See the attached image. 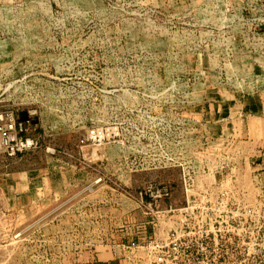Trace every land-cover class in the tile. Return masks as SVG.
Segmentation results:
<instances>
[{
    "label": "rangeland",
    "instance_id": "374dc122",
    "mask_svg": "<svg viewBox=\"0 0 264 264\" xmlns=\"http://www.w3.org/2000/svg\"><path fill=\"white\" fill-rule=\"evenodd\" d=\"M261 95L264 0H0V113L37 142L0 147V264H154L185 207L203 229L263 216L205 117ZM219 238L202 264L227 261Z\"/></svg>",
    "mask_w": 264,
    "mask_h": 264
},
{
    "label": "built area",
    "instance_id": "2783aa9c",
    "mask_svg": "<svg viewBox=\"0 0 264 264\" xmlns=\"http://www.w3.org/2000/svg\"><path fill=\"white\" fill-rule=\"evenodd\" d=\"M24 131L26 129L22 122L16 120L13 111L0 113V147L7 155H17L37 146L36 140L24 135ZM100 135L101 131L91 130L89 137L101 138ZM180 165H184L186 180V176L190 177L188 171L190 166L183 163ZM205 170L208 171L206 167L201 171L204 173ZM184 185L188 203L191 200L188 191L191 189L188 188L187 181ZM162 190V194L157 193L154 197L167 195L166 188ZM185 210L186 207L183 208L184 213L180 214V228L176 231H167L165 239L167 241L153 244V250L162 257L161 260L154 259L152 261L154 264L156 261H161L162 264H202L203 252H207L208 248L217 243L219 237L225 239L228 259L226 262L224 259L217 262L209 258L213 264H264V215H217L211 217V228L203 229L201 224L190 225L191 222L201 220L197 216L187 214ZM223 223L225 225H222ZM221 227L225 229L221 230ZM236 234L238 239L235 238ZM253 260L258 261L255 263Z\"/></svg>",
    "mask_w": 264,
    "mask_h": 264
},
{
    "label": "crops",
    "instance_id": "0c3cea01",
    "mask_svg": "<svg viewBox=\"0 0 264 264\" xmlns=\"http://www.w3.org/2000/svg\"><path fill=\"white\" fill-rule=\"evenodd\" d=\"M210 110L213 111L211 116L207 112L205 115L204 110H201L206 122L212 123L211 128L214 130L210 143L216 147L218 153L236 151L244 162L247 161L252 181L264 193V95L257 99L249 98L245 102H236L233 98L222 99L220 102H213ZM201 156L203 158L205 155ZM250 158L255 160L251 161ZM204 161V158L200 160V168L203 170L206 167L209 171L210 168ZM176 217L180 220V215ZM123 263L124 261L118 260L109 264Z\"/></svg>",
    "mask_w": 264,
    "mask_h": 264
}]
</instances>
